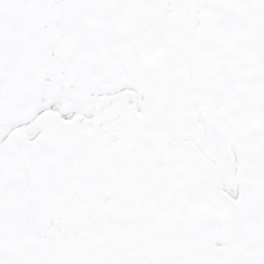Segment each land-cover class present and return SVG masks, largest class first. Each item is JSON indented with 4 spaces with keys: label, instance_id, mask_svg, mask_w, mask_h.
<instances>
[{
    "label": "snow or ice",
    "instance_id": "obj_1",
    "mask_svg": "<svg viewBox=\"0 0 264 264\" xmlns=\"http://www.w3.org/2000/svg\"><path fill=\"white\" fill-rule=\"evenodd\" d=\"M0 264H264V0H0Z\"/></svg>",
    "mask_w": 264,
    "mask_h": 264
}]
</instances>
